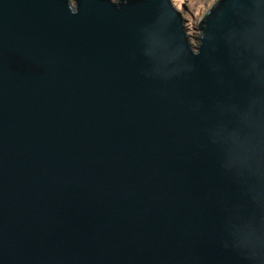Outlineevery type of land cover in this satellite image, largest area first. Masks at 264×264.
I'll return each instance as SVG.
<instances>
[{
    "label": "water",
    "instance_id": "water-1",
    "mask_svg": "<svg viewBox=\"0 0 264 264\" xmlns=\"http://www.w3.org/2000/svg\"><path fill=\"white\" fill-rule=\"evenodd\" d=\"M0 0V264H264V0Z\"/></svg>",
    "mask_w": 264,
    "mask_h": 264
},
{
    "label": "rangeland",
    "instance_id": "rangeland-1",
    "mask_svg": "<svg viewBox=\"0 0 264 264\" xmlns=\"http://www.w3.org/2000/svg\"><path fill=\"white\" fill-rule=\"evenodd\" d=\"M174 6L181 12L185 23L186 33L189 36V42L194 48L198 41L199 31L196 29L198 21L204 12L211 6L214 0H171Z\"/></svg>",
    "mask_w": 264,
    "mask_h": 264
}]
</instances>
